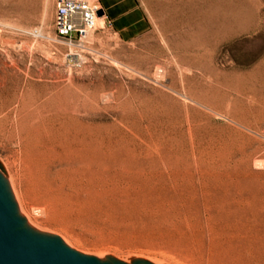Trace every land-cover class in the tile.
Returning a JSON list of instances; mask_svg holds the SVG:
<instances>
[{
    "label": "rangeland",
    "instance_id": "obj_1",
    "mask_svg": "<svg viewBox=\"0 0 264 264\" xmlns=\"http://www.w3.org/2000/svg\"><path fill=\"white\" fill-rule=\"evenodd\" d=\"M55 1L0 0L17 213L102 259L264 264V0H130L71 42Z\"/></svg>",
    "mask_w": 264,
    "mask_h": 264
},
{
    "label": "water",
    "instance_id": "obj_2",
    "mask_svg": "<svg viewBox=\"0 0 264 264\" xmlns=\"http://www.w3.org/2000/svg\"><path fill=\"white\" fill-rule=\"evenodd\" d=\"M102 14V8L97 11ZM142 264L149 263L145 259ZM138 262V261H137ZM0 264H130L117 259H99L80 252L57 234L44 233L31 227L17 213L8 183L0 172Z\"/></svg>",
    "mask_w": 264,
    "mask_h": 264
},
{
    "label": "built area",
    "instance_id": "obj_3",
    "mask_svg": "<svg viewBox=\"0 0 264 264\" xmlns=\"http://www.w3.org/2000/svg\"><path fill=\"white\" fill-rule=\"evenodd\" d=\"M98 4L90 0H56L54 28L56 34L68 41H82L95 27Z\"/></svg>",
    "mask_w": 264,
    "mask_h": 264
},
{
    "label": "crops",
    "instance_id": "obj_4",
    "mask_svg": "<svg viewBox=\"0 0 264 264\" xmlns=\"http://www.w3.org/2000/svg\"><path fill=\"white\" fill-rule=\"evenodd\" d=\"M103 13L100 16L107 22L115 24L118 31L137 28L142 19L141 12L135 2L130 0H112L98 4ZM140 12V13H139Z\"/></svg>",
    "mask_w": 264,
    "mask_h": 264
},
{
    "label": "bare ground",
    "instance_id": "obj_5",
    "mask_svg": "<svg viewBox=\"0 0 264 264\" xmlns=\"http://www.w3.org/2000/svg\"><path fill=\"white\" fill-rule=\"evenodd\" d=\"M101 24H102V20L101 19H99V17L96 19V26L98 25V26H101ZM80 252H82V251H80ZM85 253V252H84ZM94 253H96V252H94ZM91 254V253H90ZM96 256H98V258L99 259H102V257H103V253H96L95 254ZM143 258V257H142ZM142 258H140L139 260H141ZM143 259H145V260H147V261H149V263H164V264H167L166 262H164V261H160V260H157L156 258L155 259H153L152 260V258H151V260L150 259H146V257H144Z\"/></svg>",
    "mask_w": 264,
    "mask_h": 264
}]
</instances>
